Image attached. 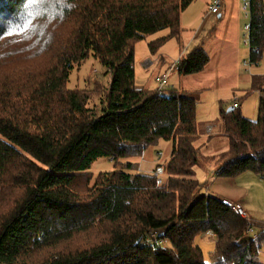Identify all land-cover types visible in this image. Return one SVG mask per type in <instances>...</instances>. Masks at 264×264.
<instances>
[{"label":"trees","instance_id":"1","mask_svg":"<svg viewBox=\"0 0 264 264\" xmlns=\"http://www.w3.org/2000/svg\"><path fill=\"white\" fill-rule=\"evenodd\" d=\"M195 1L0 0V264H206L195 244L205 234L216 238L211 264H264V223L200 195L195 173L213 163L219 178L250 172L264 180L262 78L252 79L260 91L257 120L243 117L239 104L221 109L229 148L213 157L196 147L191 92L135 86L136 44L169 31L148 44L156 55L180 38L181 15ZM247 2L249 64L257 66L264 0ZM29 55L33 65L10 67ZM90 57L109 78L101 94L68 88L74 66ZM209 63L197 47L176 69L194 76ZM160 140L172 151L159 165L158 185L122 161ZM100 158L113 161L114 171L93 180L89 171ZM153 233L169 246L147 245Z\"/></svg>","mask_w":264,"mask_h":264},{"label":"rangeland","instance_id":"2","mask_svg":"<svg viewBox=\"0 0 264 264\" xmlns=\"http://www.w3.org/2000/svg\"><path fill=\"white\" fill-rule=\"evenodd\" d=\"M207 3H209V0H196L192 4L186 15L188 13L193 15L195 17L194 22L189 27H185L186 29L183 30L180 38H172L167 41L156 55L164 57L161 71L164 72L168 71L170 66L178 59L186 57L197 47L205 48L208 52L211 63L207 70L205 68V72L203 71L205 74L201 73L203 76L196 77L194 75L182 78L184 76L180 75L179 70L175 69L170 74V86L174 87L173 89L184 92L189 91L191 92L190 94H193L192 96L197 101L196 114L199 134V141L196 143V147L201 148L203 156L213 157L226 152L229 148V141L220 129L221 109L227 110L233 107L234 104H239L241 114L246 119L257 120L260 91L252 89V79L260 77L264 81V54L260 72L256 73L258 66H253L254 72L246 74L244 72V61H248L250 51L245 39L247 36L246 25L249 24V20L243 10V0L239 5H237L236 0H222V7L218 15H207ZM169 33V31L165 30L136 44V87H142L143 84H146L151 91L157 90L154 79L160 73L158 72L159 68L157 65L150 69L144 67V64L148 61L147 59H152L151 57L153 56L150 53L148 44L154 39L168 36ZM195 38L199 42H196ZM226 39L231 45L223 42ZM188 43L187 50H184ZM151 61H154V59ZM16 62L20 66L33 65L35 59L31 55L18 61L15 59L10 67ZM104 72L105 70L98 61L90 57L79 66H74L70 74L68 88L71 90L96 91L97 94H101L109 86V78L104 77ZM261 89L264 90V82ZM98 97V95L93 96L96 100L93 99L89 103L90 107L97 103ZM210 126L214 128V131L208 132V127ZM171 151L172 143L160 140L156 146L149 147L141 156L135 159L123 160L122 163L130 162L133 164L131 174H151L158 165H164L169 160ZM114 167L113 161L108 158H100L93 164L89 174L95 180L103 173L114 171ZM216 171L217 167L213 163L202 164L195 169L196 178L202 185L200 195H206L208 190H212L211 186L217 180ZM91 186H93V181ZM263 186L264 182L252 194L255 199L254 201H249L252 204V209L258 207L261 210L259 205L264 206ZM251 220L264 223V215ZM256 233H258V229L255 228L250 234L254 236ZM168 246L169 244L166 243L165 247ZM260 262L264 263V250L261 254Z\"/></svg>","mask_w":264,"mask_h":264},{"label":"crops","instance_id":"3","mask_svg":"<svg viewBox=\"0 0 264 264\" xmlns=\"http://www.w3.org/2000/svg\"><path fill=\"white\" fill-rule=\"evenodd\" d=\"M241 1L242 0H236L237 5H239L241 3ZM210 2H211V0H209V3ZM243 2H244V0H243ZM209 3H207L208 7H209ZM192 4L181 15V27H182V30H185L186 29L185 27H189L195 20V17L193 15H191L190 13H188V15H186L188 10H190ZM209 14L210 13H209V11L207 9V15H209ZM246 31H247V36H246V39H245V43H246V40L248 38V25H246ZM195 41L199 42V40L198 39L196 40V38H195ZM227 41L228 40L226 39L223 42L229 43L231 45V43L227 42ZM201 44L203 45V43H201ZM188 46H189V43L187 44V46L185 47L184 50H187ZM203 49L206 51L205 48H203ZM248 57H249V55H248ZM151 58L154 59V61H151L152 59H150V58L147 59L148 61H147V63L144 64V67L147 68V69H150V68L154 67L155 65H157V67L159 68L158 72L163 73L161 71H162V65L164 64V57L162 55H159V56L153 55ZM248 62H249V58H248V61L247 60L244 61V67L246 68V69L244 68V72L246 74L247 73L250 74V73L254 72L253 66L249 65V67L247 68ZM262 62H263V59L260 62V64L257 65L258 67L256 69V73L260 72V70H261L260 69V65H262ZM210 63H211V59H210ZM210 63H209V65H210ZM207 67H206V70H207ZM204 72L202 73L203 75L205 74ZM202 74L195 75V76L196 77L197 76H203ZM178 76L180 77V75H178ZM136 78H137V76H136ZM182 78H185V77H182ZM137 88L151 90L149 87L146 86V84H143L142 87H137ZM208 128H211L212 131H214L213 127L210 126ZM220 129H221V127H220ZM138 174H142V173H138ZM216 179L217 180L215 181L213 186H211L212 190H208L206 192V196L218 198V199L222 200L223 202H230V203L238 202V203H241L242 206L244 207V209L246 210L247 214L249 215V219H253L255 217H263V215H264V206L263 205H259L262 211L259 210L258 207H256L255 209H252L251 208L252 204H251V202H249V201H254L255 200L253 198L252 194L255 193L262 186L264 181L261 178H259L258 176H256L253 173H245V174L239 176L236 179H223V178H219V177H216ZM263 188H264V186H263ZM195 244L202 250L206 264H211L210 263V255H212L215 252L216 238L212 234L201 235V236L196 238Z\"/></svg>","mask_w":264,"mask_h":264},{"label":"built area","instance_id":"4","mask_svg":"<svg viewBox=\"0 0 264 264\" xmlns=\"http://www.w3.org/2000/svg\"><path fill=\"white\" fill-rule=\"evenodd\" d=\"M222 7V0H211L210 5L208 7V11L210 14L212 15H218L220 13ZM243 10L246 12V17H248V2L247 0H244L243 3ZM246 44H249L248 42V38L246 40ZM181 59V58H180ZM180 59H178L175 63H173L168 71H165L163 73H159L155 76V83H156V91L158 92H163L167 89H172V87L170 86V74L171 72H173L178 64L180 63ZM249 64V62H248ZM250 65V64H249ZM170 87V88H169ZM208 132H212L211 128H208ZM153 176L156 178V182L158 185H161L163 183L164 180V168L159 166L156 167L155 170L153 171ZM230 208L231 210L239 217L245 219V220H249V217L244 209V207L242 206L241 203L238 202H225ZM253 231L251 229H249V233H252ZM150 244H154L157 246H166V241L163 239H159L158 235L153 233L150 235L149 239L147 240V245Z\"/></svg>","mask_w":264,"mask_h":264},{"label":"water","instance_id":"5","mask_svg":"<svg viewBox=\"0 0 264 264\" xmlns=\"http://www.w3.org/2000/svg\"><path fill=\"white\" fill-rule=\"evenodd\" d=\"M233 110H234V107H230V108L227 110V112L230 113V112H232Z\"/></svg>","mask_w":264,"mask_h":264}]
</instances>
